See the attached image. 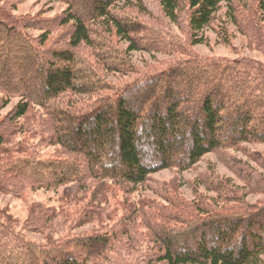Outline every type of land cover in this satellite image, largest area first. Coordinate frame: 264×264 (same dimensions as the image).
I'll return each mask as SVG.
<instances>
[{"label": "trees", "instance_id": "16d2710c", "mask_svg": "<svg viewBox=\"0 0 264 264\" xmlns=\"http://www.w3.org/2000/svg\"><path fill=\"white\" fill-rule=\"evenodd\" d=\"M56 1L68 6L61 19L55 21L57 27L65 30V38L60 40L65 45L47 51L44 45L49 41L53 23L45 27L14 19L6 10L13 8L10 0H0V107L13 98L19 100L8 122L26 118L31 107L46 110L48 103L60 96L95 94L107 89L103 83L87 84L89 80H101L93 68L81 70L76 62L78 49L97 47L92 39L96 31L91 27L125 43L129 53L139 50L138 26L112 10L119 3L128 7L129 0H89V13L85 16L74 11V0ZM158 2L163 18L171 24L177 23L180 12L186 8L190 42L196 45L205 41L204 34L218 20L223 7L226 20L234 24L236 4L243 1ZM253 14L259 22L264 21V0H255ZM28 28L39 30L36 40L24 33ZM218 36L226 40L225 29ZM56 50L59 52L55 53ZM95 59L99 61L96 56ZM37 63L41 71L31 73V66ZM209 63L185 62L145 81L126 85L115 96L99 95L84 112L69 107L54 111L57 114L52 118L50 145L60 149L59 159L53 163L18 160L9 167L0 164V194L17 197L25 189L50 190L75 185L78 192L89 195L90 201L87 213L71 223L109 220L107 196L114 189L128 196L151 174L171 168L183 172L214 151L236 149L243 144H264L262 70L240 71L236 69L237 63L226 61ZM2 75L7 77L1 78ZM11 76L17 78L11 81ZM32 78L39 80L33 86L36 94L23 87ZM8 138L6 129L0 127V148L8 144ZM63 157L68 161H62ZM17 166L25 170L13 174ZM251 181L254 180L247 182V186L253 194ZM221 185L214 192L224 191ZM224 194L217 201L211 200L210 207L200 199L201 207L197 206L193 212L197 214L184 217L185 221L179 223L185 228L178 231L158 230L152 214L136 207L138 210H134L146 227L156 228L149 237L148 255L142 259L135 258L125 243L119 241L130 242V237L111 234L61 241L47 238L44 247L20 242L23 248H17L16 252L9 251L5 245L0 247V264H103L104 260L111 262L108 254L121 246L125 259H131L132 264H262L264 205L240 202L246 194L240 199L227 191ZM211 209L216 211L210 212ZM54 215L40 214L37 219L27 221L26 229L34 233L46 231ZM167 218H174L172 221L176 223L179 220L177 216ZM124 234L132 233L128 229Z\"/></svg>", "mask_w": 264, "mask_h": 264}, {"label": "rangeland", "instance_id": "374dc122", "mask_svg": "<svg viewBox=\"0 0 264 264\" xmlns=\"http://www.w3.org/2000/svg\"><path fill=\"white\" fill-rule=\"evenodd\" d=\"M242 1L236 4L234 24L226 20L223 7L217 16L218 20L214 21L211 29L204 34L205 41L196 45H191L190 42L186 8L180 12L177 23L171 24L163 18L158 0H129L128 7L121 3L113 7L115 15L138 26L136 36L140 40L139 50L129 53L126 51L125 43L91 27L96 31V36L94 35L92 39L97 47L78 49L76 62H79L78 67L81 70L93 68L101 80L100 82L89 80L87 84L96 86L97 83H103L107 89L95 94L60 96L50 101L46 110L31 107L26 118L15 122H8L7 119L19 101L18 98H13L1 106L0 127L6 129L9 136L8 144L0 148L2 167H9L18 160L53 163L59 159L60 149L50 145L53 136L52 118L57 114L53 113L54 111H64L68 107L87 111L94 105L99 95L115 96L126 85L145 81L185 62L195 65H210L209 62L215 61L237 63L236 69L240 71L245 68L251 72L254 68L262 70L263 76L260 78L264 80V21L259 22L256 20V14H253L255 0ZM9 4L13 8L10 10L7 7L6 10L14 19L24 20L29 24L41 23L45 27L53 23L51 36L44 49L49 51L64 47L65 42L62 43L60 40L65 38V30L57 27L55 21L61 19V15L68 8L67 4L56 0H10ZM90 4L89 0H74L73 9L85 16L89 13ZM223 29L227 33L226 40L218 36ZM24 33L33 40L40 34L39 30L29 28ZM57 52L59 50L55 53ZM30 71L39 73L41 67L38 63L34 64ZM6 77L7 75L1 76ZM16 78L11 76L10 80L14 81ZM32 79L29 83L26 80L23 87L36 94L33 86H36L39 80ZM67 159L63 157L62 161H68ZM21 169L25 170L24 167L17 166L12 173H18ZM4 176L10 178L11 175ZM247 179L254 180L251 181L253 194L249 193ZM89 184L93 182H88ZM218 185H221L224 191L214 192ZM77 188L69 184L50 190L25 189L17 197L0 194V247L6 245L9 251L16 252L17 248H23L20 242L44 247L47 238H51V241H61L74 237L112 234L117 237L121 235L125 238L130 237V242L119 241L123 245L125 243L135 258L141 256L142 259L143 255H148L146 249H149V237L156 228L146 227L147 224L134 210L138 207L148 215L152 214L158 230L178 231L185 228L179 223L185 221L184 217L188 214H197L193 212L197 206L201 207L200 199H204L205 205L210 207V201H217V197L225 195L226 191L235 194L239 199L246 194L244 200L240 202L264 205V144H243L236 149L214 151L203 156L198 163L183 172L171 168L151 174L143 185L128 196L118 188L114 189L107 196L111 211L109 220H88L83 224L79 223L80 227L71 221L79 220L80 216L87 213L90 197L84 191L78 192ZM237 189L243 191L240 193ZM45 212L55 214L50 218L46 231L34 233L26 229L25 224L28 220L37 219ZM59 214L61 215L57 217ZM165 216H177L179 220L175 221L178 223L172 221L174 218L165 219ZM128 229L132 233L130 236L124 234ZM108 256L111 262L104 260L103 264L133 263L131 259H125L122 246Z\"/></svg>", "mask_w": 264, "mask_h": 264}]
</instances>
